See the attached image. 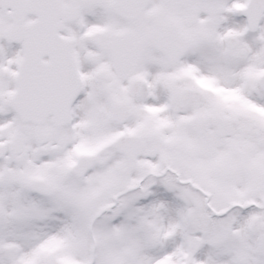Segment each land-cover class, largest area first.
Returning <instances> with one entry per match:
<instances>
[{
    "label": "snow or ice",
    "instance_id": "6c2138e0",
    "mask_svg": "<svg viewBox=\"0 0 264 264\" xmlns=\"http://www.w3.org/2000/svg\"><path fill=\"white\" fill-rule=\"evenodd\" d=\"M0 264H264V0H0Z\"/></svg>",
    "mask_w": 264,
    "mask_h": 264
}]
</instances>
